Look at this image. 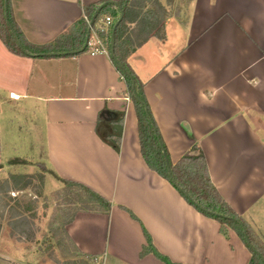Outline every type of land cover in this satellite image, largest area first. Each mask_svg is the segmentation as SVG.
Wrapping results in <instances>:
<instances>
[{
    "label": "crops",
    "instance_id": "crops-1",
    "mask_svg": "<svg viewBox=\"0 0 264 264\" xmlns=\"http://www.w3.org/2000/svg\"><path fill=\"white\" fill-rule=\"evenodd\" d=\"M104 1L118 2L10 0L15 23L35 46L52 43L81 19L85 7ZM158 1L166 11L164 38L150 35L127 62L144 84L170 161L196 153V146L223 201L264 245V0ZM104 108L125 113L119 152L95 132ZM16 110L27 117L43 114L39 147L51 188L71 180L111 203L107 214L78 212L65 225L84 256L99 264H164L152 253L141 255L144 227L155 249L173 263L248 264L250 252L233 230L221 234L216 220L146 165L132 100L108 54L19 56L0 40L4 168L9 154L3 155L1 114ZM14 120L9 115V133L19 123Z\"/></svg>",
    "mask_w": 264,
    "mask_h": 264
},
{
    "label": "trees",
    "instance_id": "trees-1",
    "mask_svg": "<svg viewBox=\"0 0 264 264\" xmlns=\"http://www.w3.org/2000/svg\"><path fill=\"white\" fill-rule=\"evenodd\" d=\"M101 5L103 6L94 18L93 15L99 6L85 7L84 15L67 32L58 36L50 44L35 46L25 39L15 23L10 0H6V2L5 0H0V40L7 50L19 56L51 57L74 55L91 50V47L88 44L85 45V42L86 36L88 34L89 37L92 35V31L89 30V22L93 20L91 28L101 40L113 66L125 82L128 96L132 100L137 117L140 152L148 168L166 179L195 210L206 217L216 220L220 224L219 232L221 234L227 236L228 229L233 230L250 252L248 264H264L259 255L261 254L264 257V245L257 238L251 227L221 198L211 183L202 152L196 146H193L191 150L196 151L197 154H185L175 164H172L145 99L144 84L135 75L127 62L128 56L150 35H154L159 39L164 38L163 20L166 15L165 8L158 0H118L116 3L104 1L101 2ZM107 13L109 15L106 16L113 19L112 26L108 29H101L102 25L98 29L95 28L101 15ZM120 17L119 23L116 24ZM115 24L116 27L113 33L114 56L111 57V35ZM124 116V111L114 112L104 108L98 113L95 123V132L98 137L116 152L120 150ZM10 177L13 178V184L10 185L9 180L5 179L0 184V193L8 192L9 190L14 191V188L16 191H20L22 186L19 187L18 182L28 176L10 174ZM60 182L68 187L80 188L86 192L87 197L81 202L89 207L86 210H81L82 212L107 214L111 209V203L107 199L87 186L66 179H60ZM23 185L26 186V184ZM59 191L61 190H57V193ZM120 208L125 210L132 219L139 221L132 211L122 206ZM78 212H74L66 224L70 223ZM143 233L147 245L143 247L141 255L152 253L164 264H179L171 262L167 256L155 249L151 236L144 227ZM70 241L73 247L77 248L71 239ZM85 257L90 258L88 256Z\"/></svg>",
    "mask_w": 264,
    "mask_h": 264
},
{
    "label": "rangeland",
    "instance_id": "rangeland-1",
    "mask_svg": "<svg viewBox=\"0 0 264 264\" xmlns=\"http://www.w3.org/2000/svg\"><path fill=\"white\" fill-rule=\"evenodd\" d=\"M38 113L27 117L17 110L9 112L15 122L19 120L12 133L7 129L9 115L1 114L3 155L9 154L5 160L9 167H0V184L5 179L13 184L10 174L28 177L18 182L20 191L0 193V264H99L73 247L66 234L65 225L73 213L89 207L81 202L87 194L62 182L53 189L46 182L51 172L39 147L43 114Z\"/></svg>",
    "mask_w": 264,
    "mask_h": 264
},
{
    "label": "built area",
    "instance_id": "built-area-1",
    "mask_svg": "<svg viewBox=\"0 0 264 264\" xmlns=\"http://www.w3.org/2000/svg\"><path fill=\"white\" fill-rule=\"evenodd\" d=\"M112 23H113V19L109 16H105L102 20V27L101 29H108L112 26ZM91 31L92 28H91ZM92 36H90V38H93L95 39V43H93L91 41V39H89L88 41V45L91 47V50L89 51L91 54H95V53H105L107 54V51L105 49V47L103 46L101 40L97 37L96 33L93 31L92 32ZM10 98L12 99H17L15 98L14 94H10Z\"/></svg>",
    "mask_w": 264,
    "mask_h": 264
},
{
    "label": "water",
    "instance_id": "water-1",
    "mask_svg": "<svg viewBox=\"0 0 264 264\" xmlns=\"http://www.w3.org/2000/svg\"><path fill=\"white\" fill-rule=\"evenodd\" d=\"M5 2H6V0H5ZM102 6H103V5L99 6V8L96 10L95 14L93 15V18L95 17L96 13L99 11V9H100ZM5 14H6V11H5ZM120 19H121V17L117 20L116 24L119 23ZM92 21H93V20H91V21L89 22V30H91ZM116 24H115V26L113 27V32H112V35H111V49H110V56H111V57L114 56V55H113V46H114V34H113V33H114V29H115V27H116ZM13 35L15 36V33H14V32H13ZM88 41H89V34L86 36V42H85V45H87ZM17 42H18V41H17ZM120 66H121V65H120ZM259 255H260L261 260H262L263 263H264V257H263L261 254H259Z\"/></svg>",
    "mask_w": 264,
    "mask_h": 264
}]
</instances>
